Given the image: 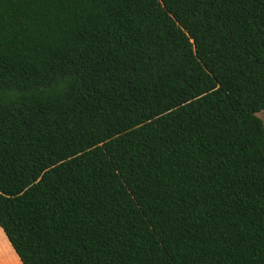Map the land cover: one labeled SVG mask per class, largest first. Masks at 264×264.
<instances>
[{"label": "trees", "instance_id": "obj_1", "mask_svg": "<svg viewBox=\"0 0 264 264\" xmlns=\"http://www.w3.org/2000/svg\"><path fill=\"white\" fill-rule=\"evenodd\" d=\"M264 0H0V225L24 264H264Z\"/></svg>", "mask_w": 264, "mask_h": 264}, {"label": "crops", "instance_id": "obj_2", "mask_svg": "<svg viewBox=\"0 0 264 264\" xmlns=\"http://www.w3.org/2000/svg\"><path fill=\"white\" fill-rule=\"evenodd\" d=\"M0 264H24L1 225Z\"/></svg>", "mask_w": 264, "mask_h": 264}, {"label": "rangeland", "instance_id": "obj_3", "mask_svg": "<svg viewBox=\"0 0 264 264\" xmlns=\"http://www.w3.org/2000/svg\"><path fill=\"white\" fill-rule=\"evenodd\" d=\"M258 115L263 119L264 121V110L258 112Z\"/></svg>", "mask_w": 264, "mask_h": 264}]
</instances>
